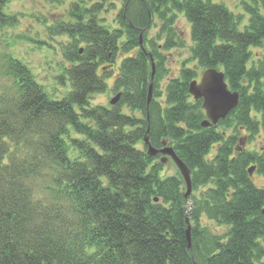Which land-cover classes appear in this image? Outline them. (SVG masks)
Wrapping results in <instances>:
<instances>
[{
    "label": "trees",
    "instance_id": "trees-1",
    "mask_svg": "<svg viewBox=\"0 0 264 264\" xmlns=\"http://www.w3.org/2000/svg\"><path fill=\"white\" fill-rule=\"evenodd\" d=\"M109 1L54 2H70L68 20L49 29L68 39L65 97L0 57V264H264V188L249 174L255 167L264 178V150L243 146L264 135V61L249 66L264 46V0L245 3L242 15L224 0H124L118 26L100 19L114 10ZM9 2L0 0L1 28L18 24L4 12ZM178 15L191 26V58L163 87L165 53L185 48ZM192 62L223 71L240 96L210 128L203 102L189 95L199 76ZM108 90L119 101L95 105ZM147 136L190 169L188 198L180 173L166 175L159 156H148Z\"/></svg>",
    "mask_w": 264,
    "mask_h": 264
},
{
    "label": "rangeland",
    "instance_id": "rangeland-1",
    "mask_svg": "<svg viewBox=\"0 0 264 264\" xmlns=\"http://www.w3.org/2000/svg\"><path fill=\"white\" fill-rule=\"evenodd\" d=\"M54 2L55 0H10L4 12L11 17H17L18 24L15 27H0V57L2 59L9 55L26 65L34 74L37 82L52 95V98L60 99L71 91L70 80L64 74V67L67 66V63L64 62L62 56V49L68 43V39L65 36L52 37L49 29L55 26L58 21L68 20L66 11L70 2H66L62 6ZM245 3L254 5V0H224L226 7L236 15L244 14ZM108 4V8L113 5L110 9L114 8V10L101 14L100 19L107 25L113 26L117 24L114 21L124 6V0H110ZM246 20L247 18L245 22ZM160 27L161 22L155 19L149 32H147L150 39L157 37ZM175 29L181 41L183 40L185 48L165 53L166 69L169 73L162 82L163 87L169 78L179 76L183 65L191 58L190 49L193 43L191 42L190 24L183 16L178 15ZM252 51L254 57L250 67L264 61V46ZM189 67L197 71L199 76L196 81L199 82L203 71L197 68V64L194 62L190 63ZM64 79H66L65 82ZM107 83L110 86L112 80ZM114 97V92L108 90L105 93L96 94L93 103L95 105H109ZM243 146L249 151L260 152L264 150V135L255 137L251 143L247 144L246 142ZM167 147L172 148L170 145ZM213 153L214 150H212L209 158ZM177 171V167L171 161V164L165 166L164 172L166 175L173 176L178 173ZM253 181L258 187L264 188V178L257 175L256 172L253 173ZM219 230L221 234L225 233L222 229Z\"/></svg>",
    "mask_w": 264,
    "mask_h": 264
},
{
    "label": "water",
    "instance_id": "water-1",
    "mask_svg": "<svg viewBox=\"0 0 264 264\" xmlns=\"http://www.w3.org/2000/svg\"><path fill=\"white\" fill-rule=\"evenodd\" d=\"M140 46L144 49V43L141 36ZM152 61V80L149 86L148 94V107L151 105L153 100V91H154V77L156 73V67L154 60L151 54H149ZM189 94L193 96L194 100L203 101V108L207 114L208 120L204 121L203 127H210L211 125H217L221 119H224L228 114L234 110L239 104V94L237 92H232L225 80V74L217 69H209L203 73L202 79L200 82L194 81L189 86ZM120 98L118 95L113 101L112 105H115ZM148 130L147 133H149ZM145 144L148 146V156L155 157L157 155H162L160 162L163 165L171 164V161L177 167V170L180 172L187 191L185 193V198H188L192 193V176L190 169L186 164L178 158L176 153L172 148H168V143L166 141L162 142L163 149L154 148L150 139L147 136L145 138ZM250 174H253V171H250ZM157 201V200H156ZM188 229H187V239L189 250H192V239H191V226L189 218L186 220Z\"/></svg>",
    "mask_w": 264,
    "mask_h": 264
}]
</instances>
